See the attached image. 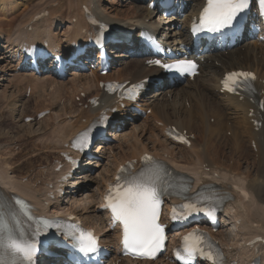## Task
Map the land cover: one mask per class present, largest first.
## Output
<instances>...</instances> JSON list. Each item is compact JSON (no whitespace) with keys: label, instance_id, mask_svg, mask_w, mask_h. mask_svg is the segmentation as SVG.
Returning a JSON list of instances; mask_svg holds the SVG:
<instances>
[{"label":"bare ground","instance_id":"1","mask_svg":"<svg viewBox=\"0 0 264 264\" xmlns=\"http://www.w3.org/2000/svg\"><path fill=\"white\" fill-rule=\"evenodd\" d=\"M21 1L25 3V5L23 2L21 4L22 10L15 4V0H0V8L3 9L1 11L3 21L0 20V111L10 110L14 116L16 113L20 114L22 118L20 117L19 122L22 125H28L31 131L33 126L37 127L35 132H30L32 136L28 139V142L32 140L31 145L35 142L33 146L36 147H33V151L28 154V148L21 147L20 143V148L17 147L23 151L19 154L14 152L12 148L14 144H0V197L11 201L12 197L18 194L33 201L45 214L63 216L71 214L85 227L95 229L98 235L103 236L101 241L109 245L113 239V233L108 234L105 231L101 215L97 212L96 202L102 195L106 183L112 179L122 164L130 160H139L143 154H151L166 160L176 170L195 177L199 185L213 183L220 185L222 190L232 189L230 190L232 194L225 192V195L233 200L228 205L225 217L221 219L222 231L216 235L221 241H224L223 237L226 235L231 237L234 243L227 244V249L236 250L240 240L264 237V113L262 127L259 131H255L251 123L253 118L248 117L255 106L247 101L240 103L234 98L224 97L218 93L222 87L220 81L226 74L249 72L255 77V95L258 96L260 93L264 98V47L262 45L250 41L244 46L242 50L244 52L240 56H236V51L233 49L227 55L221 52L198 55L199 59L204 58V61L200 62V74L193 82L187 81L182 90L165 83L161 88L167 86L169 87L167 90L155 91L141 101L142 111L150 112L144 122L143 117L130 115L127 112H121L117 116L118 120H125L122 119L125 115L133 120L130 124L125 120L116 128L117 133H113L111 143L98 144L94 155L99 160L95 161L93 166L92 163L85 165V169L72 184L77 185V189L84 186L83 189L88 191L84 193V198H77L75 196L77 192L72 191L63 201L49 202L48 186L55 180V174L50 166L51 159L55 158L61 149L60 142L64 143L85 128L83 120H91L98 114V110L78 107L76 99L79 98L80 103L84 105L85 101L81 99V95L88 98L101 96L97 88L100 81L135 84L156 75V71L144 68L142 53L137 48H133V56L123 51L116 55L110 53L114 55L115 60L112 64L116 66H114L116 69L105 77H99L94 71L77 72L79 70H71L67 80L49 74L37 76L29 74L25 67L17 70L14 59L16 50L13 48L16 46L11 45L10 38L16 33L21 34L23 32L20 31L21 29H24L41 12L47 11L48 16L43 20L44 23L34 25L40 30L35 33L30 32L27 36L33 34L35 39L42 35V38L50 40L51 44L60 45L64 51H68L65 56L68 59L73 51L70 43H67L68 39L83 41L82 36L75 29L84 26L81 12L84 6L87 9L92 8L98 19L121 28L133 29L146 22L154 26L157 31L160 27L155 20L157 9H152L153 0L146 8L135 5V0H125L128 2L126 5H124L126 2L121 3L120 0ZM190 1L189 16L201 7L200 1ZM120 4L124 5L122 11L118 10ZM161 24L165 26L161 34L162 38H167L165 44L177 46L179 43L186 42V24L178 23L182 25V29L178 32H175L177 26L175 19H169ZM13 54L14 57H12ZM235 58H245V61L239 59L234 63ZM11 89L12 91L15 89L17 93L22 89L21 95L14 96ZM8 94L10 97L7 99ZM175 94L179 96V99L176 98L170 102L169 99ZM34 100V107L31 109L32 112L34 111L33 117L35 118L43 111H48L49 115L41 121L25 124L23 121L26 117H30V112L25 114L24 109ZM104 102H110V99L105 98ZM16 104H19L18 108L14 107ZM10 105L13 108H10ZM36 108H38L37 111ZM174 110L177 111L173 115ZM0 116L4 115L0 113ZM43 124L47 125V129L39 128ZM126 126H130L129 131L126 130ZM170 127L192 137L189 148L175 146L165 140L164 130ZM221 141L223 147L219 145ZM252 143H254V149L251 147ZM226 149L230 154L228 160ZM25 153H27L26 156L40 159H37L35 169L32 168L29 173L22 174L20 169L26 168L25 166L31 163L27 160L29 157L26 159L24 156L19 157ZM26 160L28 164L26 162V165L21 164L22 166L17 170L18 164ZM43 161L45 164H42ZM91 184H95L96 187L92 188ZM261 255L264 258V250ZM118 261V257H114L108 264H117ZM48 264H59V260L52 259ZM119 264L134 263L121 259ZM135 264L167 263L156 261Z\"/></svg>","mask_w":264,"mask_h":264},{"label":"snow or ice","instance_id":"2","mask_svg":"<svg viewBox=\"0 0 264 264\" xmlns=\"http://www.w3.org/2000/svg\"><path fill=\"white\" fill-rule=\"evenodd\" d=\"M250 3L251 0H207L200 13L199 23H193V32L222 33L225 29H232L241 15L250 10ZM258 3L259 14L264 16V0H258ZM149 63L181 75L192 72L195 67L191 61L168 64L156 59ZM252 79H255L252 73L232 72L226 74L222 83L227 91L235 92L237 89L250 90L249 81ZM141 87L143 84L127 89V97L134 99L135 90ZM106 120L107 117L101 115L100 122ZM91 137V127L80 134V151L88 147ZM72 146L76 147V141H73ZM142 160L145 167L139 172H130V166L120 169L116 184L109 185L104 207L110 210L113 222H118L122 227L121 242L126 253L132 252L152 259L162 249L166 239L165 229L159 222L160 205L165 194H175L189 200L173 207L171 218L177 221L187 219L194 213L205 212V205H210L216 197L206 189H201L189 199L185 194L190 190V184L177 183L172 174L152 157L145 155ZM212 210L209 207L206 214L211 215ZM25 220L30 222L27 227L32 229L31 239L24 238ZM33 225L37 226L33 228ZM52 227L57 229L55 235L62 234L71 238L74 241L73 247L85 257L98 251V242L91 232L78 230L77 234V230L39 219L32 215L30 206L19 198L14 199V202L0 199V264H34L37 237ZM175 255L182 264H194L198 257L217 264L220 254L203 233L190 232L183 237L182 248L175 250Z\"/></svg>","mask_w":264,"mask_h":264},{"label":"rangeland","instance_id":"3","mask_svg":"<svg viewBox=\"0 0 264 264\" xmlns=\"http://www.w3.org/2000/svg\"><path fill=\"white\" fill-rule=\"evenodd\" d=\"M147 1H149V2H147ZM152 0H135L134 1V3H135V5H138V6H140V7H142V8H146V7H148L149 5H148V3H150ZM22 2L23 1H21V0H15V4H17V6L18 7H20V9L22 10L23 9V7L21 8V4H22ZM120 2L122 3V2H126V3H124V5H126L128 2L127 1H125V0H123V1H121L120 0ZM23 4L25 5V3L23 2ZM124 5H121L120 4V7H118V10H123V6ZM148 5V6H147ZM108 6V5H107ZM4 8H5V6H4ZM3 9H1L0 8V20H2L3 21V19H1V16H3V13L1 12ZM9 13H11V12H9ZM8 16V15H7ZM155 20H156V22H157V17L155 18ZM159 27H160V30H159V32L162 34V32H164V28H165V26L164 25H161V24H159ZM162 29V30H161ZM249 42H243V43H241V44H239L237 47H235L233 50L234 51H236V56H240V55H242L243 54V52L244 51H242L243 49H244V46H246V44H248ZM237 50H241V51H237ZM230 52H232V50L231 51H226V52H221L222 54L224 53V55H227V54H229ZM239 59H241V60H244L245 61V58H235L234 60H233V62L234 63H236ZM117 61V60H116ZM129 61V60H128ZM128 61H126V62H128ZM246 61H249V60H246ZM115 66V65H114ZM114 66L112 65V67H111V71L110 72H112L113 70H115L114 69ZM116 67V66H115ZM109 72V73H110ZM68 74H70V72H68L67 73V75L65 76V78L64 79H69V75ZM7 75V73L5 74V76ZM4 78H7V77H4ZM167 85V84H166ZM184 85V84H183ZM183 85H180V86H178L177 87V89L178 90H182L183 89ZM161 88V87H160ZM169 88V87H168ZM167 88V86H164L163 88H161V89H158L157 91H165V90H167L168 89ZM11 91H12V89H11ZM10 91V92H11ZM18 91V90H17ZM21 92H22V89L20 90V91H18V93L15 91V89L12 91V93H13V95L14 96H18V95H21ZM151 94H153V92L152 93H150V94H148V95H146L145 97H144V99L145 98H147V97H149V96H151ZM8 97H10V94H8L7 95V99H8ZM27 97V96H26ZM31 97V96H30ZM37 97H38V95L35 97L36 99H37ZM34 98V99H35ZM176 98H178L179 99V96H177V94H175L174 96H172L170 99H169V101L170 102H173ZM193 101V100H192ZM34 102H35V100L34 101H32V102H30L26 107H25V109H24V112H25V114H28V112H30L29 114H30V117H32L33 118V116H34V111L32 112L31 111V109L34 107L33 106V104H34ZM76 102V101H75ZM194 102V101H193ZM32 103V104H31ZM19 105V104H18ZM17 104L14 106V107H19ZM30 108H29V107ZM10 108H13L11 105L9 106ZM176 107H178V106H176ZM27 109H29V110H27ZM38 110V108H36V111ZM175 111H177V110H174L173 112H172V114L174 115V113H175ZM0 113L2 114V115H4V116H0V144L2 143H10V144H14L13 146H16L15 148L12 146V148L14 149V152L15 153H19V154H22V149H18V147L20 148V143H21V147H25V148H28V154L30 153V152H32L33 151V147H36V146H33L34 144H35V142H34V144L33 145H31L33 142H32V140L31 141H29L28 142V139L30 138V136H32V134L30 133V132H32V131H34L36 128L33 126V129H32V131H31V129H29L28 128V125H22L19 121H20V117L22 118V116H20V114H18L17 115V113L15 114V116L14 115H12L11 114V112H10V110H7V111H0ZM24 114V115H25ZM23 115V116H24ZM12 116H14V117H12ZM12 118V119H11ZM141 119H143V118H141ZM22 120V119H21ZM138 120H140V119H138ZM144 120H146V117L143 119V122H144ZM17 122V123H16ZM127 122L130 124L131 123V121L130 120H127ZM139 122V121H138ZM23 123V122H22ZM211 123H212V120H211ZM24 124V123H23ZM21 125V126H20ZM47 125L46 124H43V125H41L39 128L40 129H45V127H46ZM46 129H47V127H46ZM126 130L127 131H129L130 130V126H126ZM125 130V131H126ZM35 132V131H34ZM40 132V131H39ZM124 132V131H123ZM29 133H30V135H29ZM29 136V137H28ZM228 137H229V135H228ZM109 138H112L111 136L109 137ZM31 139H33V138H31ZM14 140V141H13ZM11 141L13 142V143H11ZM111 143V142H110ZM115 144L117 143V142H114ZM1 144V145H2ZM3 144V145H4ZM29 145V146H28ZM219 145L221 146V147H223V142L221 141L220 143H219ZM7 146H11V145H7ZM18 146V147H17ZM32 148V149H31ZM27 153H25V154H23V155H19V157L21 156V157H23L24 156V159H26V157L28 158L29 157V159H27L28 161L30 160L31 161V163L29 164V166L27 165V166H25L26 168H24V169H20V171H21V173L22 174H25V173H29V171L33 168V169H35V167H36V162H37V159H40V158H35V157H32V156H26L27 155ZM225 153H226V159L228 160L229 159V150H225ZM110 158V157H109ZM27 160L26 161H24L23 163L22 162H20L19 164H18V166H17V170L19 169V167H21L22 165L21 164H25L26 165V163L28 164V162H27ZM111 160V159H110ZM26 162V163H25ZM249 162H251V159H249ZM38 163V162H37ZM42 164H45V162L43 161V163ZM93 164H95V163H93ZM244 167H246V166H244ZM243 167V168H244ZM18 173V172H17ZM23 181H25V179L23 180ZM95 185V184H94ZM93 184H91V186H93L92 188H95L96 187V185L94 186ZM84 187V186H83ZM83 187L82 188H80V189H77L76 190V194H75V196H77V198H84L85 196H84V193L85 192H88L86 189H83ZM86 187V186H85ZM82 195V196H81ZM221 231H222V228H221ZM223 239H224V241H225V244L227 245V244H233L234 243V241H232L231 240V237L229 236V235H226V236H224L223 237Z\"/></svg>","mask_w":264,"mask_h":264}]
</instances>
